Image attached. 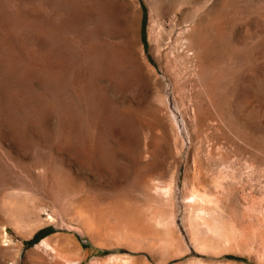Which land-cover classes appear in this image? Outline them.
I'll return each instance as SVG.
<instances>
[{"label":"rangeland","instance_id":"1","mask_svg":"<svg viewBox=\"0 0 264 264\" xmlns=\"http://www.w3.org/2000/svg\"><path fill=\"white\" fill-rule=\"evenodd\" d=\"M0 264H264V0H0Z\"/></svg>","mask_w":264,"mask_h":264},{"label":"trees","instance_id":"2","mask_svg":"<svg viewBox=\"0 0 264 264\" xmlns=\"http://www.w3.org/2000/svg\"><path fill=\"white\" fill-rule=\"evenodd\" d=\"M44 229H39V230H37L34 234H33V236L29 239V242H33V241H35V240H37L38 238H40L43 234H44V232L45 231H43Z\"/></svg>","mask_w":264,"mask_h":264},{"label":"bare ground","instance_id":"3","mask_svg":"<svg viewBox=\"0 0 264 264\" xmlns=\"http://www.w3.org/2000/svg\"><path fill=\"white\" fill-rule=\"evenodd\" d=\"M42 240H43V241H46V239H45V238H43ZM42 240H41V241H42Z\"/></svg>","mask_w":264,"mask_h":264}]
</instances>
